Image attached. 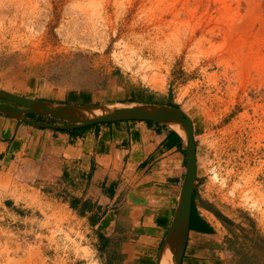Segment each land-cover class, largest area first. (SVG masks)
I'll return each mask as SVG.
<instances>
[{
	"label": "rangeland",
	"instance_id": "obj_1",
	"mask_svg": "<svg viewBox=\"0 0 264 264\" xmlns=\"http://www.w3.org/2000/svg\"><path fill=\"white\" fill-rule=\"evenodd\" d=\"M239 36L264 41V0H0V89L178 105L199 125L197 203L233 223L235 264H264V69L241 66ZM86 226L0 183V264H123L120 241L93 242Z\"/></svg>",
	"mask_w": 264,
	"mask_h": 264
},
{
	"label": "crops",
	"instance_id": "obj_2",
	"mask_svg": "<svg viewBox=\"0 0 264 264\" xmlns=\"http://www.w3.org/2000/svg\"><path fill=\"white\" fill-rule=\"evenodd\" d=\"M198 133L193 123V136ZM185 155L181 137L159 123L59 130L0 113V183H17L58 201L86 222L93 242L119 240L123 264L156 263L177 204ZM233 243L222 222L194 198L181 264H235Z\"/></svg>",
	"mask_w": 264,
	"mask_h": 264
},
{
	"label": "water",
	"instance_id": "obj_3",
	"mask_svg": "<svg viewBox=\"0 0 264 264\" xmlns=\"http://www.w3.org/2000/svg\"><path fill=\"white\" fill-rule=\"evenodd\" d=\"M3 100L9 103L3 102ZM0 113L37 127L59 130L121 121H150L166 125L175 131L185 144L186 166L174 214L158 250L155 264H160L161 256L166 248H169L172 253V262L167 264H181L188 236L197 170L193 124L184 111L172 105L159 103L78 104L51 102L0 89ZM30 115L48 117L66 122V124L43 123L31 118Z\"/></svg>",
	"mask_w": 264,
	"mask_h": 264
},
{
	"label": "bare ground",
	"instance_id": "obj_4",
	"mask_svg": "<svg viewBox=\"0 0 264 264\" xmlns=\"http://www.w3.org/2000/svg\"><path fill=\"white\" fill-rule=\"evenodd\" d=\"M258 32H259V30H258ZM247 36H244V37L242 36V38H240V36H239V38H240L239 39V43L236 42V43L240 44V46H243V47L245 46V48H246V52L241 56L242 59H243V63H242L241 66H243V68H244V66L247 67L248 71H249L250 68H256V69L260 70L261 72H263L262 69H264V59H263L264 58V54H263V52L259 53L258 52V50H259L258 48H253V44L254 43L255 44H259V43L261 44L264 41H263V39L260 36L257 37V38H253L251 40H249L247 38ZM168 262H172V253L169 250V248H166L164 250L162 256H161L160 264H167Z\"/></svg>",
	"mask_w": 264,
	"mask_h": 264
},
{
	"label": "trees",
	"instance_id": "obj_5",
	"mask_svg": "<svg viewBox=\"0 0 264 264\" xmlns=\"http://www.w3.org/2000/svg\"><path fill=\"white\" fill-rule=\"evenodd\" d=\"M176 108H179L178 105H173ZM31 118L39 121V122H43V123H51V122H58V123H64L66 124V122L63 121H59V120H54L52 118H48V117H44V116H39V115H30ZM147 124H154V122H150V121H144ZM194 198H196V191L194 190L193 192V199H192V206H193V202H194ZM191 206V208H192ZM214 215L222 222V224L225 226V228L231 233L229 226L230 224H233L229 219H227L225 216H223L221 213H218L217 211H214ZM242 231H244V228L240 227Z\"/></svg>",
	"mask_w": 264,
	"mask_h": 264
},
{
	"label": "flooded vegetation",
	"instance_id": "obj_6",
	"mask_svg": "<svg viewBox=\"0 0 264 264\" xmlns=\"http://www.w3.org/2000/svg\"><path fill=\"white\" fill-rule=\"evenodd\" d=\"M2 101V100H1ZM4 102V101H3Z\"/></svg>",
	"mask_w": 264,
	"mask_h": 264
}]
</instances>
